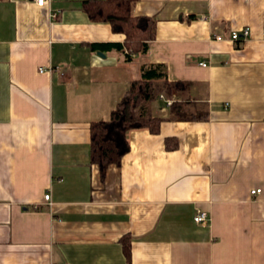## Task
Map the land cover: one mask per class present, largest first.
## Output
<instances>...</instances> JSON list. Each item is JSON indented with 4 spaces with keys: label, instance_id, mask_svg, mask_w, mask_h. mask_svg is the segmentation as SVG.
Wrapping results in <instances>:
<instances>
[{
    "label": "crops",
    "instance_id": "1",
    "mask_svg": "<svg viewBox=\"0 0 264 264\" xmlns=\"http://www.w3.org/2000/svg\"><path fill=\"white\" fill-rule=\"evenodd\" d=\"M86 1L0 0V264H264V0H139L156 37L132 60ZM152 66L193 83L206 119L157 99L160 134L130 131L102 179L90 125Z\"/></svg>",
    "mask_w": 264,
    "mask_h": 264
},
{
    "label": "trees",
    "instance_id": "2",
    "mask_svg": "<svg viewBox=\"0 0 264 264\" xmlns=\"http://www.w3.org/2000/svg\"><path fill=\"white\" fill-rule=\"evenodd\" d=\"M139 0H89L84 2L83 9L94 23H109L114 33L125 36L120 52L132 60L133 54L146 55L150 42L156 37L155 19L137 17L133 13ZM161 66H152L144 70L141 80L134 81L127 94L111 113L106 121L92 122L91 159L100 169L105 179L110 166H121L123 157L130 151L127 135L132 130L147 129L152 134L161 132L163 119L153 115L152 102L162 95L174 100L170 107L169 121L192 122L206 119L205 108L195 105L190 99L193 83L177 81L169 82ZM169 151H175L178 145L175 140L166 142ZM128 263L131 259L129 237L123 239Z\"/></svg>",
    "mask_w": 264,
    "mask_h": 264
},
{
    "label": "built area",
    "instance_id": "3",
    "mask_svg": "<svg viewBox=\"0 0 264 264\" xmlns=\"http://www.w3.org/2000/svg\"><path fill=\"white\" fill-rule=\"evenodd\" d=\"M31 1H33L39 7H47L51 2V0H31ZM250 37H251V30L249 28H244L241 31L233 32L231 35V40L235 42H242L250 39ZM262 38L264 39V31L262 32ZM216 40H223V38L221 36H218L216 37ZM201 66L207 67L208 65L206 63H202ZM40 72L43 73L44 70L40 69ZM160 99L166 102V106L168 108H170L174 103V100H169L165 98L164 95H162ZM261 192H262L261 189H257V190H253L251 194L252 196L256 197L260 195ZM50 199H51L50 195L49 194L46 195L45 197L46 202H49ZM208 221H209V215L207 212L204 211L197 212V214L194 217V222L198 225H206Z\"/></svg>",
    "mask_w": 264,
    "mask_h": 264
}]
</instances>
